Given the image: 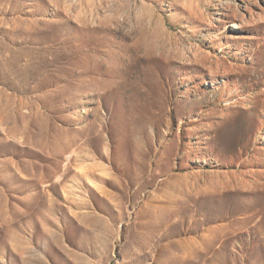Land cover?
Masks as SVG:
<instances>
[{
    "label": "rangeland",
    "instance_id": "374dc122",
    "mask_svg": "<svg viewBox=\"0 0 264 264\" xmlns=\"http://www.w3.org/2000/svg\"><path fill=\"white\" fill-rule=\"evenodd\" d=\"M0 264H264V0H0Z\"/></svg>",
    "mask_w": 264,
    "mask_h": 264
}]
</instances>
